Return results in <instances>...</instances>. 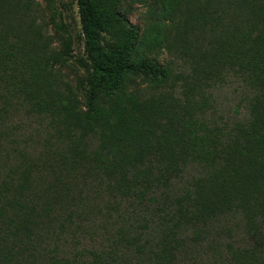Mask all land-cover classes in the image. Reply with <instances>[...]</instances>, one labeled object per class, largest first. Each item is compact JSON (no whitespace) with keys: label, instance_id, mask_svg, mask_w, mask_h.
I'll return each instance as SVG.
<instances>
[{"label":"trees","instance_id":"16d2710c","mask_svg":"<svg viewBox=\"0 0 264 264\" xmlns=\"http://www.w3.org/2000/svg\"><path fill=\"white\" fill-rule=\"evenodd\" d=\"M15 1L20 0H0V63H6L4 74L11 77L15 66L10 47L18 22ZM44 1L55 13L54 0ZM210 2V17L182 28L176 47L200 61L192 69L197 91L222 80L224 74L241 79L248 94L243 118L225 127L207 123L202 118L205 98L200 96L194 101L197 115L179 120L166 134H151L147 152L135 142L119 140L112 148L102 142L84 154L83 128L77 142L68 136V144L48 148L37 157L38 174H0V264H119L115 252L126 256L140 250L138 257L145 264H193L178 236L188 230L200 234L209 222L235 214L252 243L230 247L229 257H222L225 264H242L241 258L255 260L256 255L259 262L264 260V0ZM76 7L87 66L83 114L89 122L97 93H117L131 75L163 78L165 70L151 61L134 60L137 35L126 30L125 23L119 40L105 45V34L119 24L112 0H76ZM57 27L62 30V24ZM60 47L70 55L68 34ZM20 80L25 102L53 114V103L33 84V75L24 74ZM14 99L0 104L6 134V123L1 122L9 123ZM43 169L49 174H42ZM189 172L195 175L181 183ZM122 202L146 207L143 215L137 213L139 220L145 212L152 218L160 213L152 230L156 240L143 238L139 243L142 232L119 226L110 236L109 248L87 250L85 261L62 250L66 236L74 237L84 225L91 227L103 209L120 207Z\"/></svg>","mask_w":264,"mask_h":264},{"label":"rangeland","instance_id":"374dc122","mask_svg":"<svg viewBox=\"0 0 264 264\" xmlns=\"http://www.w3.org/2000/svg\"><path fill=\"white\" fill-rule=\"evenodd\" d=\"M112 2L119 24L112 29V33L105 34V45L118 41L125 29L134 30L137 35L134 60L151 61L161 66L165 76L155 79L143 78L141 74L131 75L125 78L117 93H97L94 116L86 122L83 113L87 110L88 101L85 84L87 66L82 51L76 0H54L55 13L44 0L15 1L18 22L15 25V44L10 47L14 53L15 77L8 76L7 72L4 74L6 63H0V104L15 96L10 103L15 110L10 109L9 123L7 120L1 122L6 123L7 134L2 132L4 126L0 124V174L14 177L15 174H38L37 157H43L48 148L68 144V136L77 142L83 128L85 133L80 148L84 154L87 151L91 153L102 142L112 148L119 140L135 142L147 152L151 146V134H166V129L172 128L179 120L189 118L192 113L197 115L194 101L200 96L205 98L202 118L207 123L225 127V124L238 121L246 114L248 94L237 75L224 74L222 80L197 91L192 69L200 61L187 57L176 47L182 28L198 26V18L210 17V0ZM57 24H62L63 31L58 29ZM64 33L71 41L68 56L61 52L60 47ZM188 46L189 50L195 51L192 45ZM24 74L33 75V84L38 85L42 94L46 92L47 99L53 103V114L25 102L20 93V78ZM10 126H15V130H10ZM190 173L182 175L181 183H186L195 175ZM42 174L49 172L43 169ZM138 205L133 206V210L122 202L120 207L103 209L94 225H84L74 237L66 236L71 239L65 237V242L60 244L62 250L85 261L87 250L108 249L110 236L121 226L129 232H142L140 241L137 238L139 243L143 238L156 240V233L152 230L160 213H155L152 218L149 216L152 213L145 212L146 216L139 220L137 213L143 215V208L146 207ZM132 212L136 217L131 215ZM209 223L200 234L188 230L178 236L184 247L189 249L187 260L193 264H225L222 257H229L230 247L241 248L252 243L240 224L238 214ZM262 245L264 249V241ZM136 246L132 243L131 248ZM114 254L119 264H145L138 257L142 254L141 250L138 254L132 252L126 256L117 252ZM241 260L242 264H264L263 258L259 262L258 255L255 260L252 257Z\"/></svg>","mask_w":264,"mask_h":264}]
</instances>
